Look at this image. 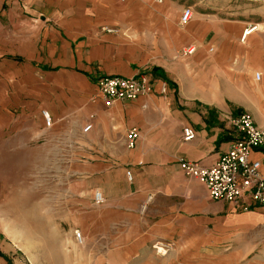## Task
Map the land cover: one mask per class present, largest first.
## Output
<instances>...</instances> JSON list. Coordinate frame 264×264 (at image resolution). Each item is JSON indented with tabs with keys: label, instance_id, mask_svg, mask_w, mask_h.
Wrapping results in <instances>:
<instances>
[{
	"label": "rangeland",
	"instance_id": "rangeland-1",
	"mask_svg": "<svg viewBox=\"0 0 264 264\" xmlns=\"http://www.w3.org/2000/svg\"><path fill=\"white\" fill-rule=\"evenodd\" d=\"M119 3L126 11L132 8L139 23L148 22L141 18H148L149 12L156 13L153 28H157L150 32L160 37L162 54L170 47L166 53L172 55L173 77L180 79L177 75L188 66L196 74L198 52L200 60L205 57V80L211 82L210 89L214 83L219 90L209 96H219L231 107L226 114H251L247 106L264 104V0ZM187 8L192 16L183 21ZM122 28L131 33L127 25L107 29ZM140 32L149 31L135 34ZM3 35L4 24L0 25V264H264V208H254L261 204L245 210L224 200L213 201L216 207L208 212L175 218L167 237L148 231V203L142 205L138 219L111 220L116 215L94 199L100 190L88 189L90 184L78 172L84 159L81 127L54 126L53 119L47 124L45 109L31 104L39 66L3 58L6 48L12 49ZM192 47L194 52H185ZM76 129L78 139L70 141ZM194 208L189 205L190 211Z\"/></svg>",
	"mask_w": 264,
	"mask_h": 264
},
{
	"label": "crops",
	"instance_id": "crops-1",
	"mask_svg": "<svg viewBox=\"0 0 264 264\" xmlns=\"http://www.w3.org/2000/svg\"><path fill=\"white\" fill-rule=\"evenodd\" d=\"M25 1L0 0L3 37L5 44L12 46L11 50L6 48L3 58L37 64L32 106L48 110L54 126L81 127L84 159L78 172L90 184L88 189L105 194L100 205L116 215L111 220L120 216L138 219L142 205L148 203V231L151 236L167 237L175 218L216 207L206 186L187 176L180 166L182 158L207 166L215 163L236 135L225 119L231 107L219 96H209L219 94V90L214 83L210 89L211 82L205 80V57L200 60L198 52L199 70L194 74L190 66L186 67L177 75L180 81L172 74V55L166 53L170 47L162 54L160 37L150 32L157 28H153L155 12L141 18L148 22L139 23L133 9L126 11L120 0ZM117 25L129 26L131 33H125L124 28L120 32L104 29ZM139 30L149 32L135 34ZM143 71L155 80L152 93L116 100L110 106L98 96L99 76H134ZM162 74L170 78L165 93L161 91L165 81ZM246 108L264 127V104ZM88 124L91 128L85 131ZM186 125L196 129L194 139L184 140ZM132 128H137L140 136L136 147L129 148L126 134ZM78 132L74 131L70 141H77ZM252 157L262 161L264 173V150L255 149ZM127 170H131L132 178ZM190 204L195 206L192 211Z\"/></svg>",
	"mask_w": 264,
	"mask_h": 264
},
{
	"label": "built area",
	"instance_id": "built-area-1",
	"mask_svg": "<svg viewBox=\"0 0 264 264\" xmlns=\"http://www.w3.org/2000/svg\"><path fill=\"white\" fill-rule=\"evenodd\" d=\"M25 1V0H18ZM192 16V9L183 11V21ZM110 31L111 29H107ZM194 47L185 52H193ZM260 78V73L257 74ZM154 82L150 74L139 73L134 76L119 74L101 75L97 79L98 96L106 105H112L116 100H133L141 95L152 93ZM161 91H167V83L162 82ZM47 124L52 123V117L48 110H43ZM226 120L235 131L234 140L230 148L225 151L213 164L207 166L200 161L182 158L180 166L185 174L202 182L214 200H224L239 208L248 210L251 204L264 206V173L263 163L260 159H254L252 152L255 149H264V128L258 126L251 114L246 111L236 115L226 114ZM91 128L88 124L84 130ZM197 135L192 125H186L183 129L184 140L194 139ZM140 136L137 128H132L126 134V144L129 148L137 145ZM129 178H132L131 170H127ZM94 199L97 203L104 201L102 191H96ZM78 236L82 235L78 232Z\"/></svg>",
	"mask_w": 264,
	"mask_h": 264
},
{
	"label": "trees",
	"instance_id": "trees-1",
	"mask_svg": "<svg viewBox=\"0 0 264 264\" xmlns=\"http://www.w3.org/2000/svg\"><path fill=\"white\" fill-rule=\"evenodd\" d=\"M162 77H163L166 81L170 82L169 78H168L165 74H162Z\"/></svg>",
	"mask_w": 264,
	"mask_h": 264
},
{
	"label": "bare ground",
	"instance_id": "bare-ground-1",
	"mask_svg": "<svg viewBox=\"0 0 264 264\" xmlns=\"http://www.w3.org/2000/svg\"><path fill=\"white\" fill-rule=\"evenodd\" d=\"M253 30H254L253 28L250 29V30H248V31L246 32L245 36H246L247 34L251 33Z\"/></svg>",
	"mask_w": 264,
	"mask_h": 264
}]
</instances>
